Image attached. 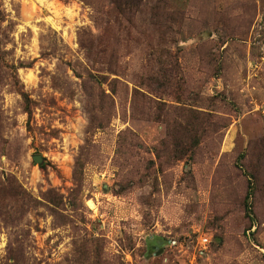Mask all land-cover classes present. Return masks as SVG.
I'll use <instances>...</instances> for the list:
<instances>
[{
    "label": "rangeland",
    "instance_id": "1",
    "mask_svg": "<svg viewBox=\"0 0 264 264\" xmlns=\"http://www.w3.org/2000/svg\"><path fill=\"white\" fill-rule=\"evenodd\" d=\"M41 1L0 0V264H264V0Z\"/></svg>",
    "mask_w": 264,
    "mask_h": 264
},
{
    "label": "water",
    "instance_id": "2",
    "mask_svg": "<svg viewBox=\"0 0 264 264\" xmlns=\"http://www.w3.org/2000/svg\"><path fill=\"white\" fill-rule=\"evenodd\" d=\"M33 160H34L35 163H41V162H43V158L41 156H35L33 158Z\"/></svg>",
    "mask_w": 264,
    "mask_h": 264
},
{
    "label": "bare ground",
    "instance_id": "3",
    "mask_svg": "<svg viewBox=\"0 0 264 264\" xmlns=\"http://www.w3.org/2000/svg\"><path fill=\"white\" fill-rule=\"evenodd\" d=\"M38 1L42 3V1H41V0H38ZM33 9H34V10H36V7H33Z\"/></svg>",
    "mask_w": 264,
    "mask_h": 264
},
{
    "label": "built area",
    "instance_id": "4",
    "mask_svg": "<svg viewBox=\"0 0 264 264\" xmlns=\"http://www.w3.org/2000/svg\"><path fill=\"white\" fill-rule=\"evenodd\" d=\"M207 242H208V240L205 238L204 243H207Z\"/></svg>",
    "mask_w": 264,
    "mask_h": 264
}]
</instances>
